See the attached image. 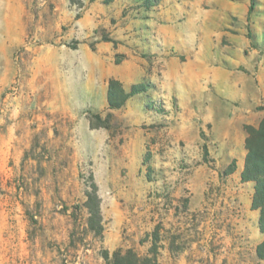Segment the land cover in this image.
I'll use <instances>...</instances> for the list:
<instances>
[{
  "label": "rangeland",
  "instance_id": "374dc122",
  "mask_svg": "<svg viewBox=\"0 0 264 264\" xmlns=\"http://www.w3.org/2000/svg\"><path fill=\"white\" fill-rule=\"evenodd\" d=\"M134 57L150 75L110 109L112 71ZM174 59L231 72L242 96L221 102L204 77L189 97L164 77ZM263 120L264 0H0V264L148 256L155 233L159 264H264L260 211L233 187Z\"/></svg>",
  "mask_w": 264,
  "mask_h": 264
},
{
  "label": "trees",
  "instance_id": "16d2710c",
  "mask_svg": "<svg viewBox=\"0 0 264 264\" xmlns=\"http://www.w3.org/2000/svg\"><path fill=\"white\" fill-rule=\"evenodd\" d=\"M112 1L105 0V3ZM253 8L254 4L250 10L252 11ZM135 89L136 87L133 88L132 92L128 93L119 81L111 80L108 93L110 109L122 108L127 100L134 95ZM245 128L248 133L246 138L247 156L242 173V181L255 184L252 208L260 211L259 228L261 233L264 234V120L258 127L247 125ZM85 207L89 214L87 219L88 230L97 237H103V218L98 190L95 185L93 186V191L88 194V201ZM154 241L155 247L148 256H140L133 250L123 251L119 249L112 256L109 251H103V258L107 264H159L158 251L156 249L158 236L156 233L154 234ZM257 256L260 260H264V240L257 247Z\"/></svg>",
  "mask_w": 264,
  "mask_h": 264
},
{
  "label": "crops",
  "instance_id": "0c3cea01",
  "mask_svg": "<svg viewBox=\"0 0 264 264\" xmlns=\"http://www.w3.org/2000/svg\"><path fill=\"white\" fill-rule=\"evenodd\" d=\"M158 31L161 37H163L164 40H169L170 43H179L178 40L181 38L182 35L181 32L175 30L173 37L167 39L165 29H160L159 27H157V32ZM134 58L135 59H126L121 65L115 67L112 71V77L121 79V81L123 82V87L128 93L131 92L130 90L134 83L138 82L141 78L150 75L148 74L149 69L145 65L147 61L139 57ZM198 63L190 62L182 65L179 63L177 64V61L175 59L169 60L166 65L164 77L178 78L177 83L186 86V89L189 90V92L187 93L189 97L193 96L194 86L197 83V79L204 77L208 78L209 82H214L213 85H215L216 88L219 89V92L218 94H216V97L221 100V102L225 101L226 103H228L229 101L233 99H238L242 96L243 93L241 94L238 91V89H240V81L234 79L231 75V72H225L223 69L212 72L210 65ZM176 67H178V69ZM156 71L157 69L155 67H152L151 74L157 76L158 73ZM223 80H226V86L229 87L226 90H223L221 86ZM234 89H237L238 92L235 93V91H233ZM107 92L109 93V86L107 87ZM129 99H131V97ZM243 167L244 166H241L238 169L236 177L238 180L236 182V186H233L235 187L234 193H236L237 197H239V199L244 202L243 207L245 209V212L247 214H252L253 216L259 219V212L251 209L253 202L254 185L251 182H248L247 185L241 182V174L243 171ZM238 181L240 183H238Z\"/></svg>",
  "mask_w": 264,
  "mask_h": 264
}]
</instances>
